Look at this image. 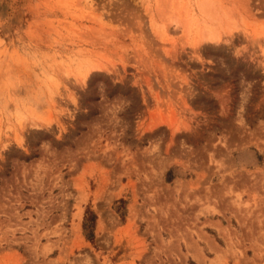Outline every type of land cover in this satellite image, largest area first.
Wrapping results in <instances>:
<instances>
[{"label":"rangeland","instance_id":"374dc122","mask_svg":"<svg viewBox=\"0 0 264 264\" xmlns=\"http://www.w3.org/2000/svg\"><path fill=\"white\" fill-rule=\"evenodd\" d=\"M200 262L264 264V0H0V264Z\"/></svg>","mask_w":264,"mask_h":264},{"label":"bare ground","instance_id":"6f19581e","mask_svg":"<svg viewBox=\"0 0 264 264\" xmlns=\"http://www.w3.org/2000/svg\"><path fill=\"white\" fill-rule=\"evenodd\" d=\"M221 37H222L221 34L218 33V35H217L215 38H216L217 40L220 41V40H221ZM249 142H250V141H249ZM255 142H256V141H255ZM233 167H234V166H233ZM218 250H219V249H218ZM218 260H219V259H218ZM198 262H199V261H198ZM201 262H202V261H201ZM201 262H200V263H201ZM201 264H202V263H201Z\"/></svg>","mask_w":264,"mask_h":264}]
</instances>
